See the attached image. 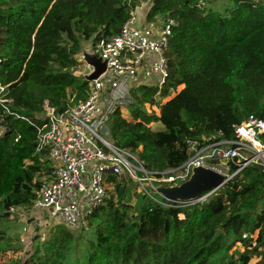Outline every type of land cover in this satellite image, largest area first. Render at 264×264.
<instances>
[{
    "label": "trees",
    "instance_id": "16d2710c",
    "mask_svg": "<svg viewBox=\"0 0 264 264\" xmlns=\"http://www.w3.org/2000/svg\"><path fill=\"white\" fill-rule=\"evenodd\" d=\"M212 1L0 0V84L12 100L9 113L0 104V255L21 251L2 226L11 208L33 207L52 170L36 151L45 101L64 110L70 99L87 98L88 82L75 73L83 42L119 34L141 4L151 5L148 20L176 22L161 97L175 92L162 103L157 89L134 90L131 120L120 111L112 117L115 145L161 173L190 158L189 142L233 141L236 126L264 119V0H230L224 13L208 9ZM155 105L158 115L146 110ZM155 123L163 129L153 130ZM107 183L104 204L85 219L87 237L84 228L60 224L22 258L1 264H264L262 168L248 167L192 206H163L125 177L109 175Z\"/></svg>",
    "mask_w": 264,
    "mask_h": 264
},
{
    "label": "built area",
    "instance_id": "2783aa9c",
    "mask_svg": "<svg viewBox=\"0 0 264 264\" xmlns=\"http://www.w3.org/2000/svg\"><path fill=\"white\" fill-rule=\"evenodd\" d=\"M143 9L141 4L131 10L119 34L92 43L91 55L101 58L105 71L91 81L88 77L96 71L93 66L87 64V71L75 72L88 82L85 100L74 102L72 98L64 110L45 101L44 113L36 125V151L51 162L52 170L42 177L33 207L11 208L12 216L28 211L36 219L59 221L66 228L79 231L86 217L104 204L109 175L131 179L137 192L168 207L173 203L192 206L214 196L216 191L195 201L175 203L150 190L181 186L197 167L216 170L228 181L251 166L262 168L264 173V144L260 141L264 119L255 117L235 127L233 141L213 143L212 139H205V145L189 142L190 158L180 167L161 173L150 172L138 153L115 145L112 117L136 102L133 91L154 88V99L163 101L166 98L161 95L171 78L167 52L176 22L161 18L155 24L140 23L138 11ZM146 11L148 17L150 9ZM79 61L85 62L84 56ZM5 93L6 87L0 84V104L9 113L12 100L6 99ZM152 108L158 115L159 107Z\"/></svg>",
    "mask_w": 264,
    "mask_h": 264
},
{
    "label": "rangeland",
    "instance_id": "374dc122",
    "mask_svg": "<svg viewBox=\"0 0 264 264\" xmlns=\"http://www.w3.org/2000/svg\"><path fill=\"white\" fill-rule=\"evenodd\" d=\"M233 6V3L230 0H213L211 3L207 4L206 7L210 9L213 12H219L224 13L226 10L231 9ZM142 7L147 10L151 7L149 3L142 4ZM141 17L139 16L138 11V19ZM159 20H161L160 16H156L154 19L145 20L149 24H155ZM91 47L92 42H83V50L79 54L78 59H82L85 54L91 55ZM82 64L78 67L76 73H84L87 71V63L80 61ZM184 86L179 87V90L183 89ZM174 96L172 94L170 97L164 99L163 101H160L162 103L167 102L169 99H171ZM149 113H156L153 108L146 109ZM159 110V109H158ZM160 113V112H158ZM123 117L127 120H131V116L129 113V110H125L122 113ZM153 130H162L163 127L160 123H155L151 125ZM139 193V191H138ZM136 200H133L134 203ZM57 225H60L59 221H49L48 219H36L32 217L31 214L28 213V211H22L19 214L16 213L14 216L10 217L8 221H6L3 226L2 230L6 233L7 237H10L13 239L14 244L16 247H19L21 249L20 252H9L5 255H0V264L3 262H7L11 259H18L22 258L25 253L31 250V248L36 243V238L41 237V239H46L49 236V232L53 230ZM85 229L84 236L87 237L90 233V228L87 227V221L84 222L83 227ZM81 230L78 231V233ZM81 233V232H80Z\"/></svg>",
    "mask_w": 264,
    "mask_h": 264
},
{
    "label": "water",
    "instance_id": "95a60500",
    "mask_svg": "<svg viewBox=\"0 0 264 264\" xmlns=\"http://www.w3.org/2000/svg\"><path fill=\"white\" fill-rule=\"evenodd\" d=\"M84 61L93 66L96 71L88 77V80L97 79L105 71V63L101 58L89 54L84 55ZM228 182V179L222 173L206 168L197 167L190 180L181 186L158 187L150 189L171 202L187 203L201 198L203 195L219 190Z\"/></svg>",
    "mask_w": 264,
    "mask_h": 264
},
{
    "label": "crops",
    "instance_id": "0c3cea01",
    "mask_svg": "<svg viewBox=\"0 0 264 264\" xmlns=\"http://www.w3.org/2000/svg\"><path fill=\"white\" fill-rule=\"evenodd\" d=\"M139 16L141 17L139 19L140 23H144L147 17V11L145 9L139 11Z\"/></svg>",
    "mask_w": 264,
    "mask_h": 264
}]
</instances>
